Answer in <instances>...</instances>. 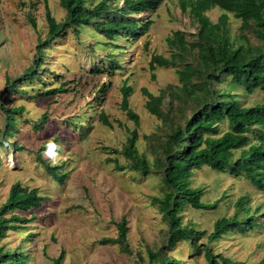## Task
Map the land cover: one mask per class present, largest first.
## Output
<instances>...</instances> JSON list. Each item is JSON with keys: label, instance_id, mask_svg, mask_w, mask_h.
<instances>
[{"label": "rangeland", "instance_id": "374dc122", "mask_svg": "<svg viewBox=\"0 0 264 264\" xmlns=\"http://www.w3.org/2000/svg\"><path fill=\"white\" fill-rule=\"evenodd\" d=\"M46 4L56 21L62 22L65 11L59 0H0V106L23 108L14 115L16 127L10 137L3 136L5 115L0 110V205L15 183L37 188L48 198L38 210L16 212L26 220L23 229L8 230L0 246L23 253L26 264H53L52 259L62 251V264H150L149 252L160 249L180 264H207L203 258L205 247L233 261L258 263L264 256V193L244 178L213 172L206 166L193 171L192 187L202 188V201L215 207L205 211L186 206L180 213L183 225L191 224L211 233L215 221L232 216L236 202L243 197L249 198L251 210L259 208L256 228L246 229L245 233L232 231L214 243L202 238L201 252L195 254L189 242L165 247L168 227L152 205V199L161 192L160 177L130 170L117 172L114 164H108L115 157L121 165L127 164L120 153L132 131L138 135L139 153L145 154L151 165L155 162L158 146L154 138L164 141L169 128L146 110L145 91L157 96L168 86L179 85L176 67L154 64L152 69L151 62L154 56L170 58L173 50L168 40L175 32L194 41L199 25L187 5L183 11L182 0H162L156 9L132 15L137 22L149 26L134 40L118 38V47L108 45L92 30L86 29L78 37L67 30L45 49L43 66L37 71L42 78L32 84L17 81L20 91L8 93L7 84L32 65L38 41L46 37ZM221 15L218 8L206 12L213 23L219 22ZM240 26V20L228 15L226 27L231 38L237 40L244 34L256 44L254 35L241 31ZM112 54L122 69L95 75L92 71L106 67ZM64 81L69 82L68 93L32 97ZM215 87L238 96L244 106L264 103L260 90L248 94L238 86H229L228 79ZM124 88H130L128 107L137 116V124L122 109ZM167 101L163 110L170 109V114L176 115L175 103L170 108ZM101 111L111 127L99 122L97 115ZM190 111H186L187 117ZM44 114L47 119L42 129H34L33 124ZM71 119L82 121L83 129L72 127ZM226 129L225 125L221 127L222 131ZM151 135L153 138L148 139ZM53 138L62 145L61 158L55 164L43 158L51 166H58L61 174H67L61 184L49 176L35 154L44 141ZM123 217L128 227V252L118 244L100 243L117 237L116 223Z\"/></svg>", "mask_w": 264, "mask_h": 264}, {"label": "trees", "instance_id": "16d2710c", "mask_svg": "<svg viewBox=\"0 0 264 264\" xmlns=\"http://www.w3.org/2000/svg\"><path fill=\"white\" fill-rule=\"evenodd\" d=\"M122 1L119 6L118 2ZM162 0H59L60 7L65 11L62 22L56 21L47 4L45 6V20L47 24L46 37L39 40L32 65L16 80L7 84V91L18 92L16 82L34 83L42 77L37 72L43 66L42 56L50 43L63 37L65 31L70 30L74 36H79L86 29L102 36L108 45L116 44L118 38L128 41L137 38L139 33L147 30L149 23H139L132 15L156 9ZM193 19L199 25L194 34V41H187L184 34L175 32L168 43L173 50L170 58L154 56L151 68L158 66L176 67L179 85L168 86L157 96L146 92L148 100L145 108L149 114L162 120L169 128L164 141L156 140L157 157L153 165L145 154L139 153L136 142L138 135L132 131L127 138L120 155L127 161L121 165L118 158L108 160L114 164L117 172L125 170L135 171L142 176L157 174L160 177L161 192L152 199L155 206L166 222V249L174 247L179 242H189L195 254L201 252L199 241L206 238L214 243L232 231L245 233L246 229L258 226L255 215L259 208L251 210L249 198H240L235 204V212L230 217H222L215 221L211 233L199 231L191 224L183 225L181 211L189 206L194 210H211L215 204L202 201L204 190L192 187L193 171L202 166L217 173H227L233 178H244L252 186L264 193V103L244 106L238 96L228 90H218L215 84L224 79L229 80V86H238L246 93L252 94L260 90L264 94V0H182L183 11L186 6ZM218 8L222 15L219 22L213 23L206 12ZM228 15L241 21V31H250L256 44L241 34L237 40L231 38L226 27ZM35 26L34 20L29 17ZM84 27V29H83ZM116 55L109 56L106 67L93 70L95 75L102 72L112 74L121 70ZM57 83V82H56ZM69 82L64 81L56 88L46 89L39 94L42 98L53 97L57 94L68 93ZM22 91H25L24 88ZM130 88L123 89L122 109L130 119L138 123L137 116L128 107ZM167 101L170 106L175 103L176 115L166 112L163 106ZM0 110L5 115L3 136L10 137L15 131V113L20 114L22 107L8 109L3 105ZM191 115L186 116V111ZM99 122L111 127V123L104 112L98 115ZM47 114L33 124L34 129H42ZM74 128L81 127L82 121L70 120ZM226 126L225 131L221 130ZM76 130V129H74ZM153 138V135L147 137ZM58 143L57 138L51 139ZM44 141L35 154L49 176L60 184L67 174H61L58 166H51L42 153L47 143ZM3 147V146H1ZM14 148L21 147L14 145ZM114 153H117L115 151ZM48 198L42 196L37 188H29L15 183L10 188L6 201L0 205V239L6 236L8 230L23 229L26 220L16 212L31 213L43 206ZM117 237L101 240V244H118L128 252L127 221L121 218L116 223ZM150 264H180V261L170 258L161 249L149 252ZM203 258L207 264H245L214 254L210 247L203 249ZM64 252L53 258V264H62ZM0 264H26V256L18 250H10L0 246ZM256 264H264L263 258Z\"/></svg>", "mask_w": 264, "mask_h": 264}, {"label": "clouds", "instance_id": "9594fccd", "mask_svg": "<svg viewBox=\"0 0 264 264\" xmlns=\"http://www.w3.org/2000/svg\"><path fill=\"white\" fill-rule=\"evenodd\" d=\"M62 145L55 143L53 140L47 141L45 150L42 155L55 164L61 158Z\"/></svg>", "mask_w": 264, "mask_h": 264}]
</instances>
